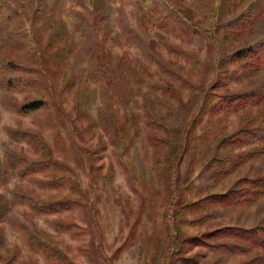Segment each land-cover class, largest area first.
Wrapping results in <instances>:
<instances>
[{
	"label": "rangeland",
	"instance_id": "obj_1",
	"mask_svg": "<svg viewBox=\"0 0 264 264\" xmlns=\"http://www.w3.org/2000/svg\"><path fill=\"white\" fill-rule=\"evenodd\" d=\"M39 1L0 0V264L11 258L12 264H57L29 245L26 228L45 231L78 264H91L85 249L92 240L113 256L127 239L115 264H148L161 210L148 193L158 189L147 140L150 113L166 124L161 133L168 141L174 130L190 140L178 174L187 197L264 176V101L213 115L203 108L214 85L225 96L264 92V69L240 76L227 59L264 40V16L252 29L234 32L224 25L236 11L226 0H170L191 9L197 25L169 30L126 0H43V11ZM21 82L27 84L12 87ZM34 98L45 101L41 108L17 110ZM33 132L67 164L83 206L50 215L31 209L29 199H62L71 191L68 183L45 185L53 173L26 175L18 166L19 158L40 156L24 135ZM237 137L243 141L233 143ZM189 218L188 233L254 227L264 224V197ZM63 221L77 223L79 234L60 229ZM195 251L203 253L198 264H237L255 254Z\"/></svg>",
	"mask_w": 264,
	"mask_h": 264
},
{
	"label": "trees",
	"instance_id": "obj_2",
	"mask_svg": "<svg viewBox=\"0 0 264 264\" xmlns=\"http://www.w3.org/2000/svg\"><path fill=\"white\" fill-rule=\"evenodd\" d=\"M42 1L38 3V9L44 10ZM133 6L145 11L147 16L164 29H195L197 23L193 20V12L188 8H177L170 0H126ZM235 16L225 27L234 32L252 29L255 24L264 16V0H254L248 5H239V0H226ZM50 3V1H48ZM223 4V2H222ZM218 10V8L216 9ZM53 57V56H52ZM234 63V71L240 76H244L252 70L264 69V40L255 45L244 47L227 57ZM99 68L100 63L97 62ZM14 83L13 88H20ZM217 85L205 95L203 108L212 115L222 109L230 111H240L250 104H259L264 101V92L253 91L245 94H232L230 96L220 95L217 92ZM263 90V89H262ZM45 101L34 98L26 100L16 105L21 113H31L43 106ZM208 109V110H207ZM148 125L151 127L147 131V140L153 148L154 168L156 172V183L158 189L154 187L149 191V196L155 198L161 210L157 228L154 230V245L151 247V256L148 264H198L203 253L195 251V248H207L211 251L224 254L238 255L244 252H255L248 259L237 264H264V224L254 227L243 225H226L217 228H210L196 233H188L184 229V223L191 214L203 209L208 211L216 207H247L254 200L264 197V176L244 177L239 180V185L223 193H210L206 196L193 200L187 197L186 185L178 179L181 159L186 150V143L190 142L188 137L185 141L181 139V132L174 130L173 141H168L162 130L166 129V124L155 114L150 113ZM28 138H32L40 156L36 159L23 157L17 161L18 166L26 175L38 173H53L54 178L44 184L52 188H60L66 183L70 186V193L62 199H29L31 209L40 215L57 214L64 211L74 210L77 206H83L85 195L82 188L67 171V164L57 159L46 140L37 132L25 133ZM242 137L235 138L232 142H241ZM69 168V167H68ZM163 190V193H162ZM76 193L77 197L73 194ZM162 193V196L159 197ZM5 209L0 203V224L3 221ZM60 229L71 232L73 236L79 234L76 229L79 225L75 222H61ZM28 236L29 245L38 252H42L46 258L57 264H78L63 251L45 231L25 229ZM149 232L147 233V236ZM130 243L127 239L125 243L113 252V256H107L102 248L92 240L85 249L91 264H115L114 256H118ZM11 258L8 264L14 262Z\"/></svg>",
	"mask_w": 264,
	"mask_h": 264
}]
</instances>
